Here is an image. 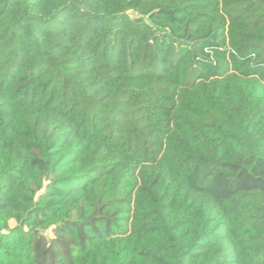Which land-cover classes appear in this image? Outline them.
<instances>
[{
	"label": "trees",
	"instance_id": "obj_1",
	"mask_svg": "<svg viewBox=\"0 0 264 264\" xmlns=\"http://www.w3.org/2000/svg\"><path fill=\"white\" fill-rule=\"evenodd\" d=\"M0 264H264V0H0Z\"/></svg>",
	"mask_w": 264,
	"mask_h": 264
},
{
	"label": "rangeland",
	"instance_id": "obj_2",
	"mask_svg": "<svg viewBox=\"0 0 264 264\" xmlns=\"http://www.w3.org/2000/svg\"><path fill=\"white\" fill-rule=\"evenodd\" d=\"M10 224H11V225H13V224H14V222H13V221H10Z\"/></svg>",
	"mask_w": 264,
	"mask_h": 264
}]
</instances>
